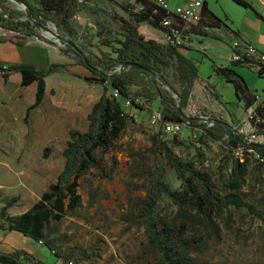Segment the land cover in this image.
<instances>
[{"label": "rangeland", "instance_id": "374dc122", "mask_svg": "<svg viewBox=\"0 0 264 264\" xmlns=\"http://www.w3.org/2000/svg\"><path fill=\"white\" fill-rule=\"evenodd\" d=\"M29 1L35 6L40 2ZM99 2L100 7H75L69 14L68 26L46 23L43 24L45 29L38 27L37 35L29 38L32 47L45 53L44 60L34 58L37 66L46 69L55 60L69 66L46 79L47 93L42 105L29 110L35 102L36 84L17 92L9 104H1L0 118L5 122L0 120V212L13 202L7 210L11 218L29 211L49 186L57 182L65 166L64 151L71 130L86 129L88 113L101 97V88L77 77L76 74H82L78 60L62 41L69 40L82 53L91 55L97 54L104 42L119 37L123 9L115 3ZM5 10L27 12L22 2L12 0L1 2L0 13ZM27 20V16L21 19ZM37 37L40 41L33 39ZM176 66L173 61L165 68L164 77L171 92L179 97L178 101L188 95L189 99L195 98L211 118H222L223 111L206 95L197 90L192 92L180 81ZM235 70L258 101H263L264 77L245 66H237ZM12 86L14 88L13 83ZM139 105L143 108L125 105L131 118L123 136L112 151L99 153L108 177L94 171L84 175L78 190L81 208L47 227L52 248L73 264H154L153 255H145L143 251L144 229L126 217L133 203L146 197L144 172L156 169L168 155L205 168L212 174L219 192L236 195L245 205L240 209L231 206L220 216L216 215L215 226H191L188 234L199 241L193 255L213 264H264V162L260 156L252 151L244 153L242 149L232 151L192 128H185L178 136L167 135L155 120L159 110L147 103ZM244 120L246 113L231 126L242 127ZM159 147L161 150L157 151ZM246 159L248 174L241 190L234 191L229 186L233 181L231 173L236 161L243 163ZM162 180L172 191L181 188L173 170L166 169ZM158 207L168 215L177 211L165 198L159 201ZM195 217L190 214V222L193 223ZM0 240L3 253L23 251L45 264H66L21 234L2 233Z\"/></svg>", "mask_w": 264, "mask_h": 264}, {"label": "trees", "instance_id": "16d2710c", "mask_svg": "<svg viewBox=\"0 0 264 264\" xmlns=\"http://www.w3.org/2000/svg\"><path fill=\"white\" fill-rule=\"evenodd\" d=\"M3 1L7 0H0V4ZM18 1L26 6L27 12L5 10L0 13V28L12 35V37L0 36V43L11 42L25 46L29 38L37 35L36 29L39 25L52 23L68 26L69 14L73 13L74 8L85 7L79 5L78 0H40L37 6L29 0ZM233 1L247 6L242 0ZM132 7L124 10L129 20H123L119 37L104 42L103 48L97 54L86 55L80 49L75 51L67 45L76 56L78 65L88 71L87 82L102 86L105 90L104 94L88 115L87 131L71 130L70 141L64 151L65 166L57 182L49 186L40 200L26 213L15 218L9 217L7 210L13 202L0 212V234H21L33 244L42 246L54 257L63 259L66 264L73 262H70L66 256H59V251L52 248L48 240L47 227L53 222L62 220L68 213L81 208L82 198L78 190L79 181L84 175L94 171L101 177H108L107 167L100 159L99 153L112 151L123 136L131 118L123 108L127 101L131 100L132 106L139 107L137 99H142L143 103L149 105L160 100L159 113L164 122L189 121L190 128L201 132L204 138L225 145L232 151L239 149L244 153L252 151L260 156L261 162H264V149L246 147L228 135L225 126L216 123L218 119L211 118L206 110L189 99L188 95H183L180 101L173 96L172 89L164 77L165 68L175 61L177 75L189 90H192L194 81L198 80V69L179 53L184 47L160 44L140 32L139 25L143 22H148L154 28L163 31L159 26L161 16L156 22L150 19L153 6H149L141 14H134L131 11ZM25 16L28 20L21 21ZM204 17L203 10V19L199 24L203 22ZM126 64L139 65L145 71L125 68ZM60 68L68 67L57 64H52L46 69L25 65L4 67L0 63V73L5 82H8L12 72H19L22 75L23 87L37 84L35 102L29 110L37 109L42 105L46 96V78ZM118 68L121 70L117 71ZM215 72L235 86L237 97L245 101V111L255 106L258 98L251 93L245 80L236 71L215 68ZM259 76L264 77V65L260 66ZM200 84L215 95V89L207 82L201 80ZM134 87L137 88L136 92L133 91ZM115 91L118 92L119 97H114ZM179 106L183 109L184 115L180 113ZM256 113L263 121L259 127L264 130V100L260 106H257ZM202 117H206L208 123H205ZM239 137L245 141L241 134ZM160 150L161 147L157 149ZM248 167L247 159L243 163L240 160L236 161L231 173L233 181L229 183L232 190H241L248 174ZM166 169L173 170L177 174L181 182L179 191H172L164 184L162 179ZM144 176L147 180L146 197L133 203L131 212L126 217V220L144 229L146 236L142 244L144 254L153 255L154 264H213L193 255L199 241L195 236L188 234L190 228L193 225L198 228L215 226L216 215L220 216L231 206L243 208L245 205L242 201L236 195H223L219 192L212 174L205 168L197 167L191 162L183 163L173 156L165 155L158 167L152 171L146 170ZM162 198L167 199L177 208L174 214L168 215L159 211L158 204ZM190 214L196 216L193 223L190 222ZM1 244L2 240H0ZM0 264L45 263L23 251L13 253L0 251Z\"/></svg>", "mask_w": 264, "mask_h": 264}, {"label": "crops", "instance_id": "0c3cea01", "mask_svg": "<svg viewBox=\"0 0 264 264\" xmlns=\"http://www.w3.org/2000/svg\"><path fill=\"white\" fill-rule=\"evenodd\" d=\"M100 1L102 3L105 2L104 4L110 2L121 6V9H123L122 12L124 13L123 20L127 21L129 20V17L124 10L133 4L139 3V0ZM192 1L195 0H167L171 9L185 6ZM203 1V10L205 15L204 20L201 24L185 27L184 36L187 43L184 48L179 50V53L186 59L190 60L198 69V80L194 81L191 91L194 92L197 90L203 95H206L213 102L216 108L219 107L223 111L222 118L218 120H222L223 122L231 125L237 123L241 118H243L246 107L245 101L237 97L235 86L224 76L217 74L215 72V68L231 69L236 71L235 67L245 66L256 70L259 74L260 67H253L249 64H237L232 62L231 46L235 40L245 39L258 46V48L264 53V0H242L247 4V6L239 5L233 0ZM139 30L148 38L155 39L160 44L167 45L164 32L154 28L148 22L141 23L139 25ZM3 35H8V33L0 28V36ZM31 45L32 43L29 42L25 46H18L11 42L0 43L1 65L4 67L25 65L40 68L34 63V58L40 57L43 59L45 53L42 49L32 47ZM30 56L32 57L30 59L32 62L29 61ZM52 64L69 67L68 65H61L62 62L57 60H55ZM78 66L82 70V74H76L77 77L82 78L87 84L92 85V83H89L86 80V77H89L88 71L84 67L80 65ZM58 72L59 70L53 74H58ZM48 77L46 79H48ZM201 80L207 82L215 89V95H212L200 84ZM12 83L14 84V88ZM21 83L22 75L19 72H12L9 76L8 82L4 81L3 76L0 73V110L2 105L4 106L10 103L13 95L21 91L23 88H26L23 87ZM95 85L102 89V97L105 91L104 88L98 84ZM191 100L195 101L200 107L204 108L195 98H192ZM261 102L262 101H258L255 103V106H260ZM150 106L160 111V100L155 101ZM124 107L125 105H123V108ZM91 110L92 109H90L89 113ZM0 120H2V123L4 124L5 119L0 118ZM2 123H0V126ZM87 129L88 122L86 123V129L80 131L85 132Z\"/></svg>", "mask_w": 264, "mask_h": 264}, {"label": "built area", "instance_id": "2783aa9c", "mask_svg": "<svg viewBox=\"0 0 264 264\" xmlns=\"http://www.w3.org/2000/svg\"><path fill=\"white\" fill-rule=\"evenodd\" d=\"M99 1L100 0H78V3L82 6L100 7L101 5ZM132 6L131 11L134 14H141L145 12L149 6H153L154 9L150 14L151 21L156 22L157 18L161 16L159 26L163 29L166 42L175 47H184L186 45L187 40L184 36L185 27L198 25L203 19V0H195L185 6L174 9L170 8L167 0H143V2L133 4ZM38 38L40 37L33 39L35 41H40ZM231 61L234 63H246L253 67H260L261 65H264V53L252 42L237 39L231 46ZM120 70V68L117 69V71ZM172 94L176 99H179L175 92H172ZM114 97H119L117 91H115ZM136 102L140 104L143 103L144 100L137 99ZM125 104L130 107L132 102L129 100ZM256 110L257 106H253L245 111V124L242 127L239 125L233 128L237 130L248 143L264 145V130L259 127L263 121L257 116ZM202 119L205 123H208L206 117H202ZM155 120L163 126V131L167 135L178 136L182 134L185 128H190L189 121L183 123L164 122L159 112L156 113ZM212 125L213 124L211 123L210 126Z\"/></svg>", "mask_w": 264, "mask_h": 264}, {"label": "water", "instance_id": "95a60500", "mask_svg": "<svg viewBox=\"0 0 264 264\" xmlns=\"http://www.w3.org/2000/svg\"><path fill=\"white\" fill-rule=\"evenodd\" d=\"M28 15H29V11H28ZM39 27L42 28V29H45V26H44V25H39ZM59 40H60V39H59ZM62 41H63L66 45L72 47L75 51L78 50V48L75 46V44H73L71 41H69V40H65V39H62ZM124 67H125V68H134V69H138V70L145 71V69H144L143 67H141V66H139V65H135V64H126ZM178 109H179L180 113H181L182 115H184L182 109H181V108H178ZM215 122H216V123H219V124H222L223 126H225L228 135L234 137L236 140H238V141H239L241 144H243L244 146L249 147V148H252V149H256V150H262V149H264V145L251 144V143H247V142L243 141V140L239 137V133H238V131L235 130L231 125H229V124H227V123H225V122H223V121H219V120H216Z\"/></svg>", "mask_w": 264, "mask_h": 264}, {"label": "bare ground", "instance_id": "6f19581e", "mask_svg": "<svg viewBox=\"0 0 264 264\" xmlns=\"http://www.w3.org/2000/svg\"><path fill=\"white\" fill-rule=\"evenodd\" d=\"M47 35H48L49 37H51V36H52V34H51L50 32H48V33H47Z\"/></svg>", "mask_w": 264, "mask_h": 264}]
</instances>
